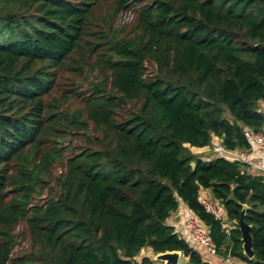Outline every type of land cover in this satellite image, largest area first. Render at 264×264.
<instances>
[{"label": "trees", "instance_id": "1", "mask_svg": "<svg viewBox=\"0 0 264 264\" xmlns=\"http://www.w3.org/2000/svg\"><path fill=\"white\" fill-rule=\"evenodd\" d=\"M259 102L264 0H0V264H134L144 248L208 264L166 224L180 203L218 254L264 264V177L189 151L248 149ZM200 190L230 223L247 206L252 259Z\"/></svg>", "mask_w": 264, "mask_h": 264}, {"label": "built area", "instance_id": "2", "mask_svg": "<svg viewBox=\"0 0 264 264\" xmlns=\"http://www.w3.org/2000/svg\"><path fill=\"white\" fill-rule=\"evenodd\" d=\"M242 133L247 141L248 149L250 150V158L243 159L238 150H226L221 143L211 146V152L214 157L242 163L243 171L248 175L264 177V156L258 151L259 149L264 148V135L254 133L246 128ZM204 160L208 161L209 159ZM198 201L205 211L220 223L223 231L228 235L230 230L234 228V223H231L232 226H230V223L226 220L224 211L218 202L212 197H202L200 195H198ZM182 222L185 225L192 242H195L199 248H202L210 256L215 257L217 260L216 264H246L232 256L229 252L225 255L218 254L207 227L194 215L188 213L183 215ZM185 241L188 242L187 240Z\"/></svg>", "mask_w": 264, "mask_h": 264}, {"label": "crops", "instance_id": "3", "mask_svg": "<svg viewBox=\"0 0 264 264\" xmlns=\"http://www.w3.org/2000/svg\"><path fill=\"white\" fill-rule=\"evenodd\" d=\"M258 107H259V110L264 113V102H259L258 103ZM219 143H220V140L215 138L212 141V146L216 145V144H219ZM191 149L193 151L195 150L196 152L194 154L197 155L199 158H201L203 160L204 159L214 158V155L212 154L211 151H209L208 148H202V149L191 148ZM210 150H211V148H210ZM258 151L264 156V148H261ZM238 152L242 155L243 159L250 158V150L249 149L238 150ZM199 195L202 196V197L203 196L204 197L205 196L211 197L209 191H207V190H200ZM187 213L190 214V215H193L191 213V211L188 210V208L183 203H180L178 211L176 213H173L170 216V218L166 221V224L169 225V226H172L174 228L175 232L180 237H182L183 239L187 240L188 243L191 244L193 246V248L196 250V248L198 246L195 244V242H192V239L190 238L189 233H188L185 225L182 222V216L187 214ZM139 254H141V255H138L134 259V263L135 264H141L142 259H145V258L149 259L150 261L154 260V257H155V254L152 252V250L150 248H144L143 250H141V252ZM204 255L205 256H203V257L201 256V257H202V259H203V261L205 263L216 264L217 260H216L215 257L210 256L205 251H204ZM185 260L187 261V258H185Z\"/></svg>", "mask_w": 264, "mask_h": 264}, {"label": "rangeland", "instance_id": "4", "mask_svg": "<svg viewBox=\"0 0 264 264\" xmlns=\"http://www.w3.org/2000/svg\"><path fill=\"white\" fill-rule=\"evenodd\" d=\"M108 6H101V7H99L98 9H97V12L95 13V18L92 20V28H97V27H95L96 26V24H98L99 22H100V24L102 25V22L103 21H101V20H104V19H106V17H107V15L109 14V13H111L110 12V10H109V8H107ZM121 14H118L117 16H120ZM115 18H116V16L114 17V19L112 20V23L111 24H109L110 26H112V28H114V29H120L121 27H119V25H117V21L118 20H116V24L114 23V20H115ZM117 19V18H116ZM107 23V22H106ZM105 23V24H106ZM104 25V24H103ZM134 26V21H131L130 23H128L127 25H125V26H123L125 29H124V32H128V31H130L131 30V28ZM91 28V29H92ZM86 57H87V55L85 54V55H83V56H81V57H77V58H75V63L77 64V62L79 63V64H83V63H85L86 62ZM92 60H94V59H92ZM92 64H93V62H90V66H92ZM148 68V71H150L151 72V68L150 67H147ZM89 68H86V70H88ZM91 75H93V74H91ZM78 76H76V75H73V74H71L69 71H64V72H61L60 73V75H59V81H58V83L60 84V86H61V89L62 90H64V89H66V88H69V86H70V84H71V82H72V80L73 79H75V78H77ZM79 80V79H78ZM224 117L226 118V119H228V120H231V117L229 116V114L228 113H225V115H224ZM75 142V143H74ZM73 143H72V145H74V146H78L79 144L78 143H81L82 141L80 140V139H77V140H75ZM208 150V149H207ZM189 151L191 152V153H195L196 151L194 150H192V149H189ZM209 151H211L210 149H209ZM195 155V154H194ZM202 155V154H201ZM58 171H55L54 173H57ZM230 223V222H229ZM230 226H232L231 225V223H230ZM27 247H28V244L27 243H25V242H23V243H21L20 245H18L16 248H15V251L18 253V252H21V250H23V249H27ZM196 251L200 254V256H205L204 255V250L202 249V248H199V247H197L196 248ZM139 255H141V254H139ZM151 264H162V262H160V261H154V260H151ZM178 264H187V261L185 260V257L183 256V254H181L180 255V258H179V263Z\"/></svg>", "mask_w": 264, "mask_h": 264}, {"label": "water", "instance_id": "5", "mask_svg": "<svg viewBox=\"0 0 264 264\" xmlns=\"http://www.w3.org/2000/svg\"><path fill=\"white\" fill-rule=\"evenodd\" d=\"M191 166L193 167L194 164L192 163ZM246 209H247V206L244 205L240 212L239 219L235 221L234 224L236 225L237 229L239 230L241 234L243 255L248 259H252L254 254L252 250V236L250 234L251 228L244 221V215H245ZM180 255H181L180 252H170V253L167 252L163 254H157L154 257V261H160L162 262V264H178Z\"/></svg>", "mask_w": 264, "mask_h": 264}]
</instances>
